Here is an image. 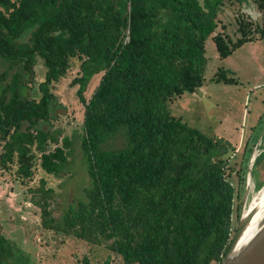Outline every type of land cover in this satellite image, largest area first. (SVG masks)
I'll list each match as a JSON object with an SVG mask.
<instances>
[{
	"label": "trees",
	"instance_id": "obj_1",
	"mask_svg": "<svg viewBox=\"0 0 264 264\" xmlns=\"http://www.w3.org/2000/svg\"><path fill=\"white\" fill-rule=\"evenodd\" d=\"M235 1H252L264 19V0ZM224 2L0 0V168L16 169L17 180L32 181L39 168L65 174L72 141L53 129L62 105L52 90L79 63L72 86L84 106L92 185L60 222L52 189L40 190L45 229L105 248L119 264H222L238 228L246 151L238 163L236 147L190 127L170 106L204 86L209 39L221 59L264 39V22L243 16L236 40L217 32ZM228 74L221 69L214 80L236 83ZM120 133L127 146L104 149Z\"/></svg>",
	"mask_w": 264,
	"mask_h": 264
},
{
	"label": "rangeland",
	"instance_id": "obj_2",
	"mask_svg": "<svg viewBox=\"0 0 264 264\" xmlns=\"http://www.w3.org/2000/svg\"><path fill=\"white\" fill-rule=\"evenodd\" d=\"M240 16L254 24L264 22L260 10L252 1L240 4L235 0H225L224 6L219 9L217 32H223L236 40L237 20ZM206 49L204 86L176 99L170 106V112L190 127L210 137L228 141L237 149L238 163L246 151L244 182L240 188L241 200L238 202L242 209L248 166L264 132V39L244 45L226 59L218 56L212 39L207 41ZM71 63L72 67L67 75L58 83H54L52 90L62 105L59 117L53 123V129L60 131V134H57L60 135V141L65 137L72 141L71 155L63 177L49 175L39 168L32 181L22 182L17 180L14 174L16 169L6 171L0 168V213L7 214L11 227H17V223L23 224L25 229L31 231L30 237H34L39 244V252L33 256L32 245L23 244L24 232L18 229L11 242L8 264H86V260L89 264H106L109 256V264L121 263L119 258L105 248L91 247L72 237L56 236V231L45 229L41 210L36 205V202L44 199L40 190L52 189L53 192L48 194V201L51 203L50 209L54 218L60 222L71 205L85 198L84 189L92 185L81 146L84 134V106L77 96L78 86H72L73 80L79 74V63L77 60H72ZM6 67L0 60V73ZM36 69L39 71L38 80L44 81L45 69L42 65ZM221 69L234 77L236 83H217L214 76ZM100 77L101 75H98L91 80L85 93L88 100L98 86ZM261 145L262 143L257 150L259 156L255 161L251 185L255 194L264 185L260 186L261 180L264 182V143L262 147ZM126 146V137L120 133L109 140L104 149L117 150ZM54 148V145L49 146L51 150Z\"/></svg>",
	"mask_w": 264,
	"mask_h": 264
},
{
	"label": "water",
	"instance_id": "obj_3",
	"mask_svg": "<svg viewBox=\"0 0 264 264\" xmlns=\"http://www.w3.org/2000/svg\"><path fill=\"white\" fill-rule=\"evenodd\" d=\"M263 138L264 132L250 159L246 193L240 212L239 225L231 246L223 258L222 264H264V217L257 225L253 226L255 218L264 211V185L257 191V194L263 193V195L256 203H254L253 198H249L252 180L254 178V165L259 156L257 150Z\"/></svg>",
	"mask_w": 264,
	"mask_h": 264
},
{
	"label": "flooded vegetation",
	"instance_id": "obj_4",
	"mask_svg": "<svg viewBox=\"0 0 264 264\" xmlns=\"http://www.w3.org/2000/svg\"><path fill=\"white\" fill-rule=\"evenodd\" d=\"M264 143V139L262 141V145ZM261 145V147H262ZM7 214L5 213H0V248L3 247V249H0V264H8L7 263V259L9 254L11 253V242L12 240L15 238L14 234L15 231H17L18 229L23 230L24 234H23V244L24 245H28V243H30L33 247L32 253L33 256L35 255V253L39 250V244L37 243V240L34 239V237H30L32 236L30 234L31 231L27 230L24 228L23 224H18L19 226H13L11 227L10 223L7 221ZM8 231V232H7ZM45 242V241H44ZM40 243H43L40 241ZM44 244V243H43ZM39 252V251H38Z\"/></svg>",
	"mask_w": 264,
	"mask_h": 264
},
{
	"label": "bare ground",
	"instance_id": "obj_5",
	"mask_svg": "<svg viewBox=\"0 0 264 264\" xmlns=\"http://www.w3.org/2000/svg\"><path fill=\"white\" fill-rule=\"evenodd\" d=\"M251 187H252V186H251ZM262 195H263V193H258V194L256 193V194H255V193H254V189H253V188L250 189L249 198H250V197L253 198L254 203H256ZM251 198H250V199H251ZM263 217H264V211H262V212L260 213V215L257 216V218H255L254 223H253V226L257 225V224L259 223V221H260Z\"/></svg>",
	"mask_w": 264,
	"mask_h": 264
}]
</instances>
